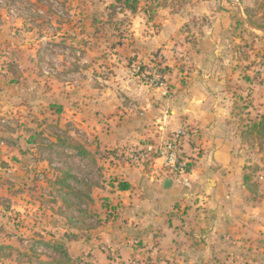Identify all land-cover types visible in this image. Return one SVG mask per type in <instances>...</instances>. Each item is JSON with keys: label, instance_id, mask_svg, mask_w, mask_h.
<instances>
[{"label": "rangeland", "instance_id": "1", "mask_svg": "<svg viewBox=\"0 0 264 264\" xmlns=\"http://www.w3.org/2000/svg\"><path fill=\"white\" fill-rule=\"evenodd\" d=\"M126 5L0 0V264L50 262L48 244L56 243L65 245L73 264H264L262 236L230 261L212 259L209 251L190 260L184 245L179 257L166 260L154 244L134 240L126 228L136 209L132 189L120 194L119 184L130 177L142 201L145 178L165 168L139 155L156 140L124 144L118 138L126 135L116 129L124 125L126 133L146 112L150 96L170 92V77H180L159 50L147 48L162 25L156 18L202 14L182 26L183 39L202 49L204 32L229 31L220 55L248 85L234 110L235 136L246 151L250 193L256 195L248 202L264 208V135L250 132L264 116V0H138L135 12ZM67 136L96 153V163L58 146ZM64 163L92 186L93 201L80 206L87 216L77 204L68 206V190L57 183L65 177Z\"/></svg>", "mask_w": 264, "mask_h": 264}, {"label": "crops", "instance_id": "2", "mask_svg": "<svg viewBox=\"0 0 264 264\" xmlns=\"http://www.w3.org/2000/svg\"><path fill=\"white\" fill-rule=\"evenodd\" d=\"M200 16L171 14L156 18L162 25L150 36L147 48L159 50L164 65L173 72L179 70L180 77H170V92L150 96L146 112L134 117V126L126 128V133L124 125L116 128L126 135L118 138L124 144L157 141L185 127L193 131L185 145L193 160L186 175L160 169L156 176L146 177L142 201L137 186L130 177L125 178L136 206L126 217V228L135 235L134 240L157 246L166 260L179 257L184 245L189 247L184 254L190 260L198 261L209 251L212 259L226 257L230 261L242 257L247 242L264 237V208L261 203L248 202L256 195L250 193L247 154L234 131L235 104L246 95L247 81L239 70L224 65L220 55L229 31L204 32L202 49L183 39L182 26ZM216 22L213 24H220L219 19ZM106 140L104 137L103 142ZM139 204L141 212L137 211Z\"/></svg>", "mask_w": 264, "mask_h": 264}, {"label": "trees", "instance_id": "3", "mask_svg": "<svg viewBox=\"0 0 264 264\" xmlns=\"http://www.w3.org/2000/svg\"><path fill=\"white\" fill-rule=\"evenodd\" d=\"M138 0H134L130 3L129 0H125L127 4V8L132 12L137 10L136 3ZM251 23V19H248ZM261 133L264 135V116L260 117L259 122L254 123L250 132ZM59 140V139H58ZM58 146L62 147L64 150L73 151L77 154L78 157L84 160H91L93 163H96V153L90 151L83 145L80 141L76 140L74 137L67 136L65 139H60L58 142ZM67 167V171L64 172L65 177H60L57 183L64 189L68 190L66 203L70 207L73 204L78 205V211L83 212L85 216L88 215L87 211L81 208L80 206L86 205L87 202H92L91 198L92 186L86 182L85 179H81L74 174L67 163H64ZM191 167V165H190ZM190 170V169H189ZM75 185V187H74ZM130 185L127 182H123L119 184V189L121 191L130 190ZM77 200L78 202H74L72 200ZM48 246L52 249L54 254L53 260L50 262H41L40 264H73V260L69 255V252L66 250L64 244L56 243V244H48Z\"/></svg>", "mask_w": 264, "mask_h": 264}, {"label": "built area", "instance_id": "4", "mask_svg": "<svg viewBox=\"0 0 264 264\" xmlns=\"http://www.w3.org/2000/svg\"><path fill=\"white\" fill-rule=\"evenodd\" d=\"M159 74L160 80L157 81V78L153 80V83H156L157 86L161 83V77L163 76L162 71ZM192 133L193 131L190 128H181L166 138L147 144L146 151L139 155L143 159L148 157L154 159V161H160L162 166L172 175L184 176L191 169L192 156L187 154L185 145L191 138ZM134 158L138 160V157L134 156Z\"/></svg>", "mask_w": 264, "mask_h": 264}, {"label": "water", "instance_id": "5", "mask_svg": "<svg viewBox=\"0 0 264 264\" xmlns=\"http://www.w3.org/2000/svg\"><path fill=\"white\" fill-rule=\"evenodd\" d=\"M245 21V23L247 24V25H249L250 27H252V28H254V29H257L254 25H252V23H250L248 20H244Z\"/></svg>", "mask_w": 264, "mask_h": 264}]
</instances>
